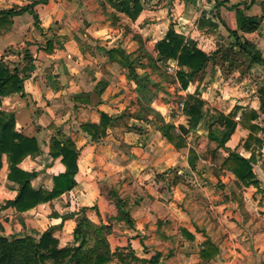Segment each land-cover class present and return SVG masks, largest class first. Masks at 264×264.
Masks as SVG:
<instances>
[{
	"label": "crops",
	"instance_id": "obj_1",
	"mask_svg": "<svg viewBox=\"0 0 264 264\" xmlns=\"http://www.w3.org/2000/svg\"><path fill=\"white\" fill-rule=\"evenodd\" d=\"M27 1L0 0V10H18ZM139 1L142 9L131 19L108 0H47L33 7L37 25L25 11L0 33V58L9 63V56H18L22 64L26 48L34 66L22 78L23 92L4 96L0 105L13 112L16 130L35 137L39 145V152L19 166L37 172L31 180L35 188L50 189L52 175L62 170L48 153L55 129L79 152L75 186L24 212L2 206L17 192V184L7 179L3 155L0 215L13 216L17 233L52 225L59 246H67L73 243L77 214L63 220L60 215L87 207L89 220L110 227L109 264H264V133L255 134L261 147L247 149L243 143L249 131L240 124L244 111L259 109L263 66L245 56L238 55L233 65L215 56L182 88L177 61H158L155 49L169 26L207 53L229 46L239 7L260 23L254 31L237 32L264 55V0ZM116 47L135 58L132 72L109 58L106 50ZM150 59L158 70L148 65ZM194 93L203 100L204 116L196 128L183 132L187 116L179 103ZM100 112L112 121L93 138L80 125H98ZM218 112L231 115L236 126L224 146L217 147L206 123ZM253 122L264 126V112ZM165 124L173 127L171 138L161 131ZM228 150L244 157L253 152L257 186L240 185L220 167ZM114 196L132 225L117 217ZM206 238L218 252L204 261L199 250ZM155 252L157 262L143 261Z\"/></svg>",
	"mask_w": 264,
	"mask_h": 264
},
{
	"label": "trees",
	"instance_id": "obj_2",
	"mask_svg": "<svg viewBox=\"0 0 264 264\" xmlns=\"http://www.w3.org/2000/svg\"><path fill=\"white\" fill-rule=\"evenodd\" d=\"M47 0H28L18 10H0V33L7 30L12 23V17L22 12L28 11L32 14L34 24H38V16L33 10L37 3ZM116 10L126 13L134 19L142 9L139 0H108ZM236 30H229L233 41L229 46L218 45V47L207 53L198 48L193 40L185 38L183 34L174 31L169 26L163 38L155 43L158 54V61L163 63L172 58L177 61L179 69L176 77L182 88H186L189 81L198 73L203 72L207 62H217L221 59L228 61L229 65L238 62L237 56H245L249 63H258L264 69V55L237 30L251 32L258 28L260 19L255 16L245 15L239 7L235 8ZM46 49L51 50V41L46 40ZM112 60L118 61L122 66L132 72L135 58L119 47L106 50ZM23 63H8L0 58V105L4 96L23 92L22 78L25 72H29L34 66L32 57L28 49L21 51ZM216 61V60H215ZM214 61V62H215ZM148 65L152 70L159 68L155 60L150 59ZM184 67L186 69H184ZM129 72V73H130ZM132 74V73H131ZM136 76V75H135ZM260 106L258 111H244L240 118V124L248 129L249 134L243 146L247 149L251 146H262V140L255 134L264 133V126L253 122L259 113L264 112V86L258 90ZM203 100L196 93L189 95L183 103V111L187 116V127H181L183 132L194 129L202 120L204 113L202 110ZM112 118L100 112L98 125L83 123L81 129L91 137H98L103 134L110 125ZM54 127L53 125H50ZM236 126L231 115L221 112L213 115L206 123L208 138L215 141L218 146H224ZM221 127V130L218 128ZM173 127L165 124L161 127L162 133L171 138L169 130ZM49 155L52 159H58L62 170L52 175V186L50 189L35 188L31 180L37 172L22 169L19 164L26 157L39 152V145L35 137L26 136L16 130L14 114L11 111L0 109V168L2 156L4 155L8 163L7 179L17 184V192L12 199L6 200L3 207H13L17 212H24L38 204L50 202L61 194L70 191L76 184L75 175L77 173L78 149L74 142L65 137L59 129L50 137ZM253 152L251 156L244 157L235 150H228L220 164L221 168L231 171L238 183L243 186L253 184L258 185V181L252 169L254 160ZM190 161V160H189ZM264 196V195H263ZM114 204L117 208V217L123 219L127 224L132 225V219L124 209L120 198L114 196ZM87 207H79L77 212H70L60 215L61 220L77 214L76 224L72 231L73 243L67 246H58L57 239L53 236L54 226H48L44 230H29L28 232L12 233L10 236L0 234V264H109L113 253L110 252L106 240V234L110 227L106 224H95L86 216ZM189 239L193 235L185 229H180ZM218 252L214 243L206 238L199 250V256L207 261L216 256ZM160 254L155 252L150 258L143 259L146 262H157Z\"/></svg>",
	"mask_w": 264,
	"mask_h": 264
},
{
	"label": "rangeland",
	"instance_id": "obj_3",
	"mask_svg": "<svg viewBox=\"0 0 264 264\" xmlns=\"http://www.w3.org/2000/svg\"><path fill=\"white\" fill-rule=\"evenodd\" d=\"M18 60H19L18 56H9V58L7 59L9 63H17ZM12 220H13V216L10 215V213H2L0 215V234H5L6 236H10L12 233H17L15 232V228L13 227ZM58 246H59V242H58Z\"/></svg>",
	"mask_w": 264,
	"mask_h": 264
},
{
	"label": "built area",
	"instance_id": "obj_4",
	"mask_svg": "<svg viewBox=\"0 0 264 264\" xmlns=\"http://www.w3.org/2000/svg\"><path fill=\"white\" fill-rule=\"evenodd\" d=\"M203 1H206V0H203ZM179 106L182 107L183 106V102H180Z\"/></svg>",
	"mask_w": 264,
	"mask_h": 264
}]
</instances>
